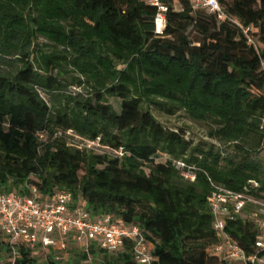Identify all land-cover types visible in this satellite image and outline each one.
<instances>
[{"label": "trees", "instance_id": "16d2710c", "mask_svg": "<svg viewBox=\"0 0 264 264\" xmlns=\"http://www.w3.org/2000/svg\"><path fill=\"white\" fill-rule=\"evenodd\" d=\"M217 2L223 21L162 0L156 33L146 0H0V192L68 190L89 220L138 227L151 264H242L214 253L225 237L264 258L251 206L219 233L207 204L214 187L239 193L248 181L264 197V0ZM152 109L202 125L205 141ZM96 139L124 155L82 147ZM134 244L11 249L0 232V264H139Z\"/></svg>", "mask_w": 264, "mask_h": 264}, {"label": "built area", "instance_id": "2783aa9c", "mask_svg": "<svg viewBox=\"0 0 264 264\" xmlns=\"http://www.w3.org/2000/svg\"><path fill=\"white\" fill-rule=\"evenodd\" d=\"M149 5L157 9L154 20L156 33H162L165 25L164 13L167 8L162 0H146ZM193 10H207L216 14L220 21L225 15L217 0H190ZM68 135H71L68 132ZM82 147L99 154L107 152L109 156L121 158L122 149L110 150L102 147L99 139L84 141ZM172 166L183 180L190 183L196 181V169L182 161H173ZM214 187V186H213ZM259 184L248 181L242 192L236 193L220 187L207 197V204L214 220V230L223 232L227 221L236 216L244 215L247 206L252 210L248 217L258 226L260 232L255 241L258 252H264V197L257 199L251 196L257 191ZM30 196L17 193L5 194L0 192V232L4 234L11 249L19 243L34 246L41 244L43 248H52L57 253L67 250V241L71 239L77 246L87 249L91 243L108 252L119 250L127 240H134V258L139 264H151L153 256L151 248L145 242L138 227L119 226L113 222L111 216H104L96 220H89L88 212L80 202L74 203L70 191L62 189L49 195L39 193L36 187L29 188ZM264 196V195H263ZM216 255H223L224 259L238 261L242 264H264V258L258 255L247 256L240 247L230 240L223 241L213 249ZM59 257H56L58 260Z\"/></svg>", "mask_w": 264, "mask_h": 264}, {"label": "rangeland", "instance_id": "374dc122", "mask_svg": "<svg viewBox=\"0 0 264 264\" xmlns=\"http://www.w3.org/2000/svg\"><path fill=\"white\" fill-rule=\"evenodd\" d=\"M175 9H179L177 6ZM112 104L116 110L119 109V102L116 100L112 101ZM152 113L154 117L157 119L159 123H161L165 127H182L188 129L194 139L197 141L204 140L205 141V128L200 124H195L189 122L181 113L176 114L173 117L164 115L163 112H160L159 110L152 109ZM71 245V244H70ZM68 245V250L72 249V246Z\"/></svg>", "mask_w": 264, "mask_h": 264}]
</instances>
